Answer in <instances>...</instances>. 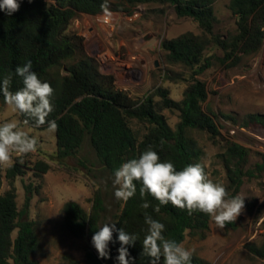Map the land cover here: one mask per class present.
I'll return each instance as SVG.
<instances>
[{
    "label": "trees",
    "instance_id": "obj_1",
    "mask_svg": "<svg viewBox=\"0 0 264 264\" xmlns=\"http://www.w3.org/2000/svg\"><path fill=\"white\" fill-rule=\"evenodd\" d=\"M218 0H107V9L102 8L105 0H18L19 10L8 15L0 10V84L11 76L9 90L15 92L23 87V78L15 72L29 60L32 70L41 81L48 82L54 89L51 97L53 111L40 127L35 120L19 113L28 126L39 130L48 128L47 121H55L57 151L55 160L62 164L77 156L86 142L95 150L97 157L114 177V171L123 163L138 158L149 147L156 151L162 162H172L176 170L189 164L201 163L196 142L188 132L197 130L220 136L216 115L204 110L209 91L206 84L192 77L184 92V98L176 101L170 98L167 89L156 88L144 98H134L116 85L115 77L101 74L84 48V39L70 31L72 21L81 14L97 16L109 11L131 12L139 5L170 6L180 18H190L202 30V35L192 32L177 38L164 40L162 51L168 64L179 65L200 75L214 66L213 59L223 64L239 55L254 56L264 45V0H230L229 8L237 18L236 32L228 40L215 34V3ZM211 45H217L224 56L207 55ZM67 64V65H66ZM66 65V74L62 73ZM0 101L5 103L2 93ZM178 111L180 122L172 129L163 110ZM232 118L231 116H224ZM137 121L146 127L142 138L133 129ZM257 125L264 128V113H251L244 120V127ZM224 166L230 174L235 192L243 184L244 169L248 163L249 151L235 143H229L221 154ZM24 157H18L6 169L9 189L0 195V264H38L36 254L42 244L38 234V222L25 219L34 191L26 185V204L21 210L18 205L16 180L27 170H33L42 177L51 170V165L39 160L28 167ZM263 168V166H260ZM136 193L117 215L115 227L124 229L137 240L128 248L132 264H149L150 258L142 255V241L148 234L145 213L164 224L162 235L178 244L187 237L205 239L210 232L211 218L201 212L188 214L187 210L173 207L171 203L160 205L151 195H140V182ZM235 196V195H233ZM149 203L147 209L143 203ZM104 200L100 192L92 199V210L88 212L79 203L69 201L64 206L63 225L76 239H91L100 228ZM235 227V223L226 224ZM17 232L16 236H14ZM118 231L113 232L109 243L108 258L99 257L92 242L85 249L82 261L66 255L67 264H119L116 259L120 248ZM250 255L264 260V236L257 244L247 246ZM162 264V259H161ZM191 264H211L209 261L191 256Z\"/></svg>",
    "mask_w": 264,
    "mask_h": 264
},
{
    "label": "rangeland",
    "instance_id": "obj_2",
    "mask_svg": "<svg viewBox=\"0 0 264 264\" xmlns=\"http://www.w3.org/2000/svg\"><path fill=\"white\" fill-rule=\"evenodd\" d=\"M229 4L230 0H218L214 6L217 18L215 34L225 40L230 39L237 29V18ZM131 10L109 11L117 14L112 32H108L102 23L103 14L79 15L72 21L70 31L83 37L85 51L99 72L114 76L117 87L136 99L150 95L156 88H163L170 92V98L180 101L193 76L205 82L209 95L203 108L216 115L220 136L214 137L197 130H190L188 134L196 142L209 179L222 184L230 197L239 195L244 198L245 207L233 221L235 227L220 229L211 220L207 238L187 237L182 246L211 264H264V260L253 258L247 248L249 243L259 244L264 236V169L260 168L264 167V128L257 125L244 127V120L249 114L264 113V45L259 53L251 57L239 55L223 64L213 59L212 68L195 75L191 69L168 64L161 46L164 40L188 32L202 35L198 24L190 18L178 17L170 6L139 5ZM214 54L223 57L224 51L217 45H211L207 55ZM66 65L62 68L64 74ZM163 114L170 127L176 129L181 120L180 113L166 109ZM13 121L29 136L35 137L38 145L35 152L22 156L13 154L11 165L18 157H24L30 168L39 160L52 167L42 177L29 169L16 180L21 210L27 202L25 186L32 185L33 190L37 189L25 216V219L38 222L42 247L35 259L38 264H67L65 257L70 255L82 261L84 249L92 240L76 239L66 231L63 225L64 206L69 201H75L91 212L92 199L96 192H100L105 206L100 227L105 223H115L125 202L115 198L114 177L89 142L77 156L59 164L55 160L56 131L26 125L18 111L2 102L0 124ZM132 126L140 138L146 133L143 124L133 121ZM231 142L249 151L243 184L238 192H235L221 155ZM8 167L0 166V195L9 189L6 179Z\"/></svg>",
    "mask_w": 264,
    "mask_h": 264
},
{
    "label": "clouds",
    "instance_id": "obj_3",
    "mask_svg": "<svg viewBox=\"0 0 264 264\" xmlns=\"http://www.w3.org/2000/svg\"><path fill=\"white\" fill-rule=\"evenodd\" d=\"M19 7L18 0H0V10L6 11L8 15L18 11ZM102 8L107 9V0ZM15 72L23 78V87L11 92V76H8L0 84V93L5 103L14 111L34 119L35 125L40 127L46 123V118L53 111L51 97L54 89L48 82L40 80L32 70L30 60L24 66L17 67ZM47 123V131L57 130L58 125L54 120ZM37 145V139L21 130L16 122L0 124V166H10L13 154L22 156L35 152ZM134 182H140L142 185L139 189L142 198L148 194L159 202L154 209L156 212L160 211V205L171 203L173 207L187 210L189 215L196 211L208 215L220 229L235 221L245 207L244 198L239 195L230 197L222 184L209 179L200 163L189 164L178 171L172 162H162L151 147L138 158L123 163L114 171L115 198L127 202L133 197L137 190ZM141 206L147 209L150 205L145 202ZM145 223L148 225V234L142 241V255L150 258L149 264H161V259L162 264H191L192 251L174 240L165 239L162 235L164 224L154 220L147 213ZM114 231H118L121 245L116 259L119 264H132L126 246L134 245L137 237L124 229L117 230L115 223H105L94 233V248L99 257L108 258V245L112 241Z\"/></svg>",
    "mask_w": 264,
    "mask_h": 264
},
{
    "label": "built area",
    "instance_id": "obj_4",
    "mask_svg": "<svg viewBox=\"0 0 264 264\" xmlns=\"http://www.w3.org/2000/svg\"><path fill=\"white\" fill-rule=\"evenodd\" d=\"M115 15L117 14H114L113 12H107L101 16L102 23L105 25L108 32H112L114 30L116 20L114 17ZM138 15L140 14L138 13ZM135 16H137V14H135Z\"/></svg>",
    "mask_w": 264,
    "mask_h": 264
},
{
    "label": "water",
    "instance_id": "obj_5",
    "mask_svg": "<svg viewBox=\"0 0 264 264\" xmlns=\"http://www.w3.org/2000/svg\"><path fill=\"white\" fill-rule=\"evenodd\" d=\"M1 105H2V102L0 101V111H1Z\"/></svg>",
    "mask_w": 264,
    "mask_h": 264
}]
</instances>
